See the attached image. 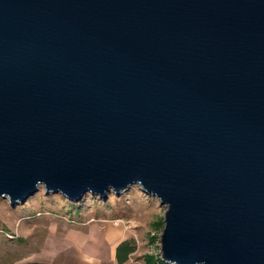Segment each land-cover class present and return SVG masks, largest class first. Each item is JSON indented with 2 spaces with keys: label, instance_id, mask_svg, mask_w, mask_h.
<instances>
[{
  "label": "water",
  "instance_id": "water-1",
  "mask_svg": "<svg viewBox=\"0 0 264 264\" xmlns=\"http://www.w3.org/2000/svg\"><path fill=\"white\" fill-rule=\"evenodd\" d=\"M42 185H140L161 261L264 264V0H0V196Z\"/></svg>",
  "mask_w": 264,
  "mask_h": 264
},
{
  "label": "rangeland",
  "instance_id": "rangeland-1",
  "mask_svg": "<svg viewBox=\"0 0 264 264\" xmlns=\"http://www.w3.org/2000/svg\"><path fill=\"white\" fill-rule=\"evenodd\" d=\"M166 206L140 185L107 197L85 194L80 200L45 187L15 205L0 196V264H63L69 255H100L109 264L111 244L133 239L137 249L129 260L148 264L147 255L161 249ZM80 235H83L80 237ZM71 264V263H68Z\"/></svg>",
  "mask_w": 264,
  "mask_h": 264
},
{
  "label": "trees",
  "instance_id": "trees-1",
  "mask_svg": "<svg viewBox=\"0 0 264 264\" xmlns=\"http://www.w3.org/2000/svg\"><path fill=\"white\" fill-rule=\"evenodd\" d=\"M164 218H160L157 222H155V225L157 227H163L164 228ZM137 249L136 242L133 239H125L121 241L116 248V257L119 263H123L127 261L131 254H133ZM148 264H157V262H161L160 264H170L166 261H161L160 256L150 254L147 255Z\"/></svg>",
  "mask_w": 264,
  "mask_h": 264
},
{
  "label": "crops",
  "instance_id": "crops-1",
  "mask_svg": "<svg viewBox=\"0 0 264 264\" xmlns=\"http://www.w3.org/2000/svg\"><path fill=\"white\" fill-rule=\"evenodd\" d=\"M83 235H80L82 237ZM120 243V240L117 242L111 244V252L109 253V264H121L118 262L117 257H116V248L117 245ZM100 255H87V254H82V255H77V256H72L69 255L67 259L63 262V264H103L102 261L99 259ZM130 264H144L141 261H134V260H129ZM107 264V262H106Z\"/></svg>",
  "mask_w": 264,
  "mask_h": 264
},
{
  "label": "built area",
  "instance_id": "built-area-1",
  "mask_svg": "<svg viewBox=\"0 0 264 264\" xmlns=\"http://www.w3.org/2000/svg\"><path fill=\"white\" fill-rule=\"evenodd\" d=\"M159 255V254H158ZM161 259V258H160ZM159 262H157V264H158Z\"/></svg>",
  "mask_w": 264,
  "mask_h": 264
}]
</instances>
